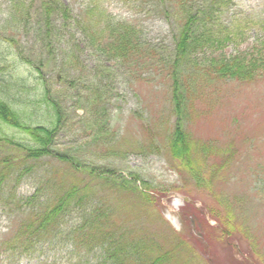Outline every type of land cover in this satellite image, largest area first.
I'll return each instance as SVG.
<instances>
[{"label": "rangeland", "instance_id": "1", "mask_svg": "<svg viewBox=\"0 0 264 264\" xmlns=\"http://www.w3.org/2000/svg\"><path fill=\"white\" fill-rule=\"evenodd\" d=\"M45 1L0 0V78L9 85L1 95L21 124L52 130L43 156L31 160L15 146L32 147L23 131L0 125V139L16 142H0V158L19 164L0 192V241L12 222L18 226L72 190L70 203L38 241L0 244V264H104L99 243L81 244L74 235L83 214L104 209L108 222L119 227L111 228L141 249L146 232L148 241L155 234L158 246L182 247L168 226L192 237L188 251L175 248L178 264H243L242 258L264 264V72L256 69L245 83L216 80L215 72H207L213 63L243 57L258 41L264 54V0L208 1L213 14L206 34L218 43L189 53L184 86L193 116L187 114L192 118L186 130L193 135L191 160L205 176L199 183L170 152L177 123L168 75L179 0L162 1L168 10L158 0H53L46 16ZM203 1L187 0L192 12L202 10ZM116 23L136 25L138 50L123 63L110 50L114 37L102 32ZM101 33L107 34L106 51ZM227 149L236 156L226 166L216 158ZM228 215L237 228L216 237L207 255L209 241L196 238L213 225L224 230L217 223ZM150 245L143 251L159 256Z\"/></svg>", "mask_w": 264, "mask_h": 264}, {"label": "trees", "instance_id": "2", "mask_svg": "<svg viewBox=\"0 0 264 264\" xmlns=\"http://www.w3.org/2000/svg\"><path fill=\"white\" fill-rule=\"evenodd\" d=\"M162 1L166 2L167 0H158V2L164 5L162 6L160 4L165 10H168V6H165V3L163 4ZM208 1L211 4L213 2V0H204V7L200 11L199 9L196 10V12H192L193 9L190 8L187 0H179L177 2V6L175 5V9H177L179 13V30L175 36V60L173 62H170L169 66V69L172 67L173 69L169 72L168 75L170 82V89L168 92L170 96V110L172 112L173 118L177 123L175 128L173 127L171 130L173 141L171 144L170 152H172L171 154L175 158H180L182 160L181 162L184 163V167L188 171V176L191 179H197L196 183L202 182V177L205 176H199L200 173L197 172L194 160H191L190 157V143L191 141H193V135L190 136V133L186 130V122H189L191 120L193 116V110L192 102H187V94L185 92L186 86H184V78L186 77L184 76V74H187V72L185 71L188 68V57H190L191 55L189 53H193L198 49L218 43V40H213L211 39L210 35L206 34L207 32H209L206 29V26L210 21L211 15L213 14V10L211 9V6L208 5ZM54 3L55 2L53 0H49L48 2L45 1V3L41 6V10H43L45 16L48 13L50 14L51 7ZM216 3L217 0H215L213 5H215ZM48 22L49 21L45 18V24H47ZM135 26V24L130 23H116V25H114V28L112 29H109L107 26L102 28V32H106L114 37V44H109V47L111 51H113L117 56L120 57L119 59H121L122 63L127 61V57L131 54L132 51L138 50L135 40V36L137 34ZM101 35L102 41H104L105 44H103L101 41L100 46L106 51L107 44L105 42V35L107 34L101 33ZM106 39L109 40L110 38ZM254 44L256 45H252L251 48L245 51L243 57L234 58L233 61H229V63L222 62L221 60L219 62V65L217 66L215 63H213V65L207 70V72H215L216 74H214L213 76L216 80H225L228 77L229 79L237 80L236 82L238 83H245L246 80H249V78H251V75L256 74V69L257 72H264V54H259L261 50H259L260 41ZM8 87V82H5L3 78H0V125H10L11 129L12 127L21 129L23 131V134L30 140L29 143L32 147L28 148L26 145L24 146L19 143L15 145L14 143L16 142L8 138H5L3 140L0 139V142H8L10 145L17 146L18 150L26 152V158L35 160L43 156V153L46 150V146H48V141L50 139L52 130H49V128L44 126L30 128L25 123L21 124L19 122L20 119H18L16 111L11 108L10 104L7 103L1 95L2 92L5 93L8 91ZM187 114H189V116H192L188 118ZM52 117L54 119L52 124L55 126L58 123L57 113L52 111ZM39 136H45V141H43ZM229 151L231 150L227 149L222 153H218L220 154V158H216L223 160V164L226 166L230 163L229 161L231 160V158L236 156L235 150H232V154H230ZM201 152L207 153V150L203 149L201 150ZM181 162L178 164V166L181 164ZM18 172L19 164L17 162L11 163L8 157L0 158V192L6 178L12 174L17 175ZM214 173H218L217 169H214ZM87 175L92 179H95L97 174L90 172L87 173ZM17 177L19 178V176ZM117 185L122 189L127 188V186L122 183H117ZM70 192L67 193L64 197H62V195L59 196L56 203H54L52 206H46V208L41 212H39V210L37 209L36 213L32 211L30 213L31 215L29 214L27 216L28 218L26 217L27 219H24L23 222L20 221L21 219L18 221V226H16V223L12 222L11 225H13V228L9 229V231L7 232L8 235L4 237L2 241H0V244H10L17 245L19 247H25L26 245H31V242H36L40 238L48 234L51 231L52 226L58 219L59 215H62L64 213L67 205L70 203L68 200V196H71ZM123 192L125 193V191ZM149 192V189H147V192H144V196L147 201L150 202V197L148 196ZM83 201L84 197L82 196L81 205ZM204 208H208V206ZM208 210L209 212H211V209ZM105 211L106 209L98 212H96V210H91L86 214H83L84 216H82L83 218L81 219V225L74 230V235L79 238V242H81V244L89 245L90 243H99V245H96L98 246L97 248L101 252H103L104 264H178L179 259H177V252L175 251V248L178 250L181 249L183 251H188L187 249L189 248L185 245L188 242L193 241L192 237H186L185 235L179 236L173 233L168 227L169 229L167 228V230L170 232L173 238L178 241L176 243L182 244V247H177L174 245L175 248L171 249V246L169 248H164L161 245L158 246L159 242L155 234L151 235L152 239L149 237L151 241H148V232H146L147 234L143 233V242L145 243L144 247H142L141 249V245H139L138 243L130 242L135 243L134 245H136L130 248V243L126 241L128 237H126L124 242L123 233H116L114 229L111 228L117 227V229H119L116 224H113L114 226H112L111 223H109L108 220L104 217L106 215ZM223 218L225 219V221L219 222L217 224L220 226L224 224V230L216 232L217 228L213 227L210 228L211 233L207 232L204 235L196 238L201 241H209L207 255H209L211 246L213 247L214 245V240H216V242H219L217 241L216 237L228 236V234L232 232L233 229L237 228V225L230 215ZM161 223L164 226L166 225L163 220H161ZM102 224L108 226L109 228H102ZM93 239H95L94 242L91 241ZM150 242L151 249L156 253L159 252V256L152 257L153 254L150 255L147 250L143 251L146 245ZM152 242H155V245H152ZM124 244H126V247L128 249L124 248ZM237 251L240 253L239 250ZM238 252H235V254H237ZM141 256H143L144 259H142ZM199 259L200 258H198V260ZM242 260L243 264H250L249 260L247 261V259L245 258H242ZM206 262L208 264H211L208 260H206ZM188 263L190 264L189 261L185 262V264Z\"/></svg>", "mask_w": 264, "mask_h": 264}]
</instances>
